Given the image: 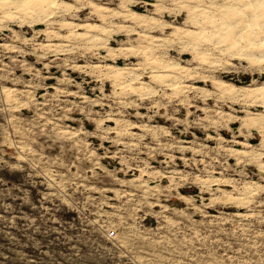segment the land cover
I'll return each instance as SVG.
<instances>
[{"label": "rangeland", "instance_id": "374dc122", "mask_svg": "<svg viewBox=\"0 0 264 264\" xmlns=\"http://www.w3.org/2000/svg\"><path fill=\"white\" fill-rule=\"evenodd\" d=\"M33 3L0 0V264H264V107L219 86L264 75L195 22L223 0Z\"/></svg>", "mask_w": 264, "mask_h": 264}, {"label": "bare ground", "instance_id": "6f19581e", "mask_svg": "<svg viewBox=\"0 0 264 264\" xmlns=\"http://www.w3.org/2000/svg\"><path fill=\"white\" fill-rule=\"evenodd\" d=\"M39 1L44 0H32V2H34L33 6H37ZM214 2L215 1H212L211 5H213ZM223 3L224 5L219 8L222 12L218 13L216 17H214L216 15L214 14V12L216 13L214 6L210 5L207 6V8H198L197 10L199 12L196 16L198 21L195 22L202 24L203 29H209V34L210 32L212 33V36L210 35L212 39V41L210 39V42L212 44L216 45L217 48H220L224 54L228 55V57L232 59H240L250 64L251 67H255L254 70L256 69L259 75H261L260 77L258 76V79L262 78V75H264V0H223ZM129 14H131L130 16L133 15L132 13ZM214 66H218L217 62ZM163 72L164 71H162V73ZM164 74H162V76H164ZM164 77H167V80L169 81L178 79L176 74H172L171 72L170 74H165ZM232 85H229L226 82H221L219 84L224 90L231 89L235 93L234 97L240 98L244 97L245 93H250L251 95H254L255 93V96L251 101H253L254 105L257 107H264V84L258 87L251 86L236 88L232 87ZM258 92L261 93L257 94ZM258 114L255 115L257 116ZM258 118H260V116H258ZM263 155L264 154H261V156ZM261 158H264V156ZM261 167L264 168V163Z\"/></svg>", "mask_w": 264, "mask_h": 264}, {"label": "built area", "instance_id": "2783aa9c", "mask_svg": "<svg viewBox=\"0 0 264 264\" xmlns=\"http://www.w3.org/2000/svg\"><path fill=\"white\" fill-rule=\"evenodd\" d=\"M111 234H113V232H111Z\"/></svg>", "mask_w": 264, "mask_h": 264}]
</instances>
